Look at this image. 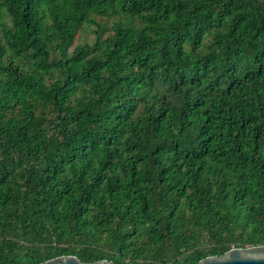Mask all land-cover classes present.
<instances>
[{
    "label": "trees",
    "instance_id": "16d2710c",
    "mask_svg": "<svg viewBox=\"0 0 264 264\" xmlns=\"http://www.w3.org/2000/svg\"><path fill=\"white\" fill-rule=\"evenodd\" d=\"M256 245L264 0H0V264Z\"/></svg>",
    "mask_w": 264,
    "mask_h": 264
},
{
    "label": "water",
    "instance_id": "95a60500",
    "mask_svg": "<svg viewBox=\"0 0 264 264\" xmlns=\"http://www.w3.org/2000/svg\"><path fill=\"white\" fill-rule=\"evenodd\" d=\"M37 264H115L106 259L92 263L81 262L74 255L57 256ZM134 264V263H125ZM195 264H264V245L233 247L221 255H210Z\"/></svg>",
    "mask_w": 264,
    "mask_h": 264
},
{
    "label": "rangeland",
    "instance_id": "374dc122",
    "mask_svg": "<svg viewBox=\"0 0 264 264\" xmlns=\"http://www.w3.org/2000/svg\"><path fill=\"white\" fill-rule=\"evenodd\" d=\"M82 36L85 38V39H88V40H91L92 39V34H91V31L88 29V28H85L83 30V34Z\"/></svg>",
    "mask_w": 264,
    "mask_h": 264
}]
</instances>
